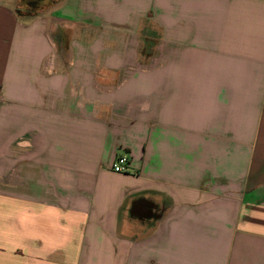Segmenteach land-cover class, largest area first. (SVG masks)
<instances>
[{"label": "crops", "instance_id": "1", "mask_svg": "<svg viewBox=\"0 0 264 264\" xmlns=\"http://www.w3.org/2000/svg\"><path fill=\"white\" fill-rule=\"evenodd\" d=\"M41 5L0 0V264H264V0Z\"/></svg>", "mask_w": 264, "mask_h": 264}, {"label": "trees", "instance_id": "2", "mask_svg": "<svg viewBox=\"0 0 264 264\" xmlns=\"http://www.w3.org/2000/svg\"><path fill=\"white\" fill-rule=\"evenodd\" d=\"M43 1L44 0H20V6L16 11L19 15H34L40 12Z\"/></svg>", "mask_w": 264, "mask_h": 264}, {"label": "built area", "instance_id": "3", "mask_svg": "<svg viewBox=\"0 0 264 264\" xmlns=\"http://www.w3.org/2000/svg\"><path fill=\"white\" fill-rule=\"evenodd\" d=\"M128 164V157L125 154H118L112 163L111 169L114 172H128Z\"/></svg>", "mask_w": 264, "mask_h": 264}]
</instances>
